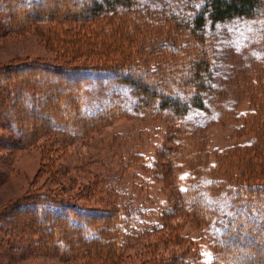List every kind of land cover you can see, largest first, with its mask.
<instances>
[{"label": "trees", "instance_id": "obj_1", "mask_svg": "<svg viewBox=\"0 0 264 264\" xmlns=\"http://www.w3.org/2000/svg\"><path fill=\"white\" fill-rule=\"evenodd\" d=\"M236 18L260 24L264 51V0H0V37L43 27L64 56L84 59L0 66V126L13 136L11 143L0 138V145L25 149L44 134L84 136L123 116L161 120L167 130L148 165L153 179L177 180L162 155L188 171L151 230L133 225L137 207L134 198L127 201L128 191L97 177L72 197L38 191L5 208L0 246L7 240L48 249L63 264H119L141 240L157 236L178 245L177 252L144 264H264V53L238 71L235 85L236 94L252 103L231 120L252 142L215 152L212 163L213 151L190 116L212 107L219 120L233 116L228 87L213 82L218 36L208 25ZM109 85L125 87L129 96L117 93L95 113L85 112V93ZM3 158L1 178L8 169ZM144 160L145 154L137 156L132 167L141 168ZM205 165L221 204L203 190ZM183 217L205 227L209 258L175 224Z\"/></svg>", "mask_w": 264, "mask_h": 264}, {"label": "rangeland", "instance_id": "obj_2", "mask_svg": "<svg viewBox=\"0 0 264 264\" xmlns=\"http://www.w3.org/2000/svg\"><path fill=\"white\" fill-rule=\"evenodd\" d=\"M260 28L257 21L241 18L218 22L214 26L210 23L208 25V30L218 36L213 82L228 87L226 103L235 109L232 117L221 120L213 107L209 110L193 109L190 113L201 135L199 138L205 137L208 148L213 151L208 159L212 163L215 152L234 149L236 146L239 148L252 142L253 136L245 130L241 131V123L231 118L235 119L237 113L241 114L251 108L252 102L245 95L236 94L235 85L239 77L238 71L243 67L249 69L255 59L264 53L258 40ZM44 32L45 28L40 27L39 30L33 29L22 35L1 36L0 66L24 59L53 62L67 58L70 63L84 62L83 58L64 56L59 47L51 44L47 36L43 35ZM128 91L123 86L112 85L88 90L84 95L83 109L89 114L95 113L106 106L110 99L119 96L117 93L129 96ZM166 130L161 120L153 122L123 116L88 131L84 136L53 133L47 137L44 134L36 140L37 143L25 149L7 150L0 145V158L4 156L3 159L7 162L3 164L8 166L7 175L5 173L0 177V212L38 191H48L63 198L72 197L80 186L93 184L95 178L100 177L119 189L118 191H128L127 201L134 198V205L137 207V218L133 225L141 230H151L153 225L160 224V212L166 207L168 200L177 194L178 185L184 186V178L188 172L187 168L175 166L176 163H171L162 155L161 161L169 167L174 166L169 171V176L174 180L177 176L179 181L164 184L153 179L156 172H151L148 165L152 163L160 145L165 142ZM0 138L4 143L6 140L9 143L13 141L11 131L2 126ZM141 154H145L148 161H142L141 168L132 167L134 159ZM200 173L207 180L203 190L208 198L223 203L222 197L210 190V168L205 165ZM175 224L181 226L190 238L198 241L203 258L210 257L211 249L207 246L205 227L198 226L191 218L185 217L176 219ZM160 239L161 237L156 236L141 240L127 252V256L119 264H144L149 259L169 257L177 252L178 245L158 241ZM5 241L0 246V264H63L60 257L48 249L35 246L30 248L24 244Z\"/></svg>", "mask_w": 264, "mask_h": 264}]
</instances>
